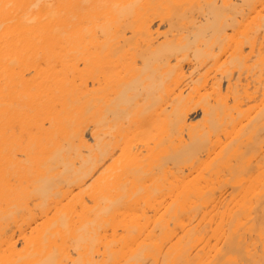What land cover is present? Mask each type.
Listing matches in <instances>:
<instances>
[{"label": "bare ground", "instance_id": "bare-ground-1", "mask_svg": "<svg viewBox=\"0 0 264 264\" xmlns=\"http://www.w3.org/2000/svg\"><path fill=\"white\" fill-rule=\"evenodd\" d=\"M0 264H264V0H0Z\"/></svg>", "mask_w": 264, "mask_h": 264}]
</instances>
